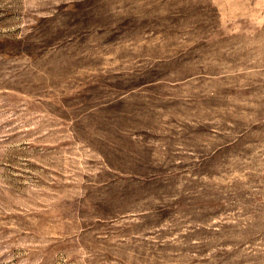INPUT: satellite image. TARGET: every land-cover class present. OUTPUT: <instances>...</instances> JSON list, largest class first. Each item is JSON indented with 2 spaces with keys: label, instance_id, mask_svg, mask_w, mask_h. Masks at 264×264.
<instances>
[{
  "label": "rangeland",
  "instance_id": "374dc122",
  "mask_svg": "<svg viewBox=\"0 0 264 264\" xmlns=\"http://www.w3.org/2000/svg\"><path fill=\"white\" fill-rule=\"evenodd\" d=\"M0 264H264V0H0Z\"/></svg>",
  "mask_w": 264,
  "mask_h": 264
}]
</instances>
